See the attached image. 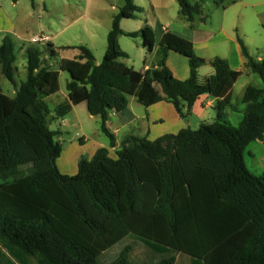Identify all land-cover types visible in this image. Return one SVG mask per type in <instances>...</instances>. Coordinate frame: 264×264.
Masks as SVG:
<instances>
[{"label":"trees","instance_id":"obj_1","mask_svg":"<svg viewBox=\"0 0 264 264\" xmlns=\"http://www.w3.org/2000/svg\"><path fill=\"white\" fill-rule=\"evenodd\" d=\"M123 1L99 64L84 46L74 59L61 60L60 70L69 75L67 99L52 110L45 98L58 93L59 73L44 65L38 49L28 48L26 77L17 85L13 42L1 41V73L14 95L0 92V264H102L101 256L114 247L120 253L106 264H133L125 257L128 241L151 251L155 264H175L179 254L192 264H264V176L250 173L243 160L249 143L264 141V89L245 88L242 119L234 127L221 112L232 108L231 88L242 72L227 60L206 61L190 41L166 31L152 68L138 72L119 62L126 57L121 35L139 37L148 53L155 43L148 25L121 30L122 19L140 12L133 0ZM176 2L181 18L192 24L200 5ZM236 41L244 68L264 84V60L253 58L238 35ZM168 51L187 59V79L172 75ZM206 63L213 74L200 78L197 71ZM128 95L144 107L165 101L182 119L208 95L215 100V119L152 141L128 135L114 157L101 147L90 160L80 158L74 176L61 174L59 132L48 125L85 103L113 147L106 122L110 112L126 109Z\"/></svg>","mask_w":264,"mask_h":264},{"label":"rangeland","instance_id":"obj_2","mask_svg":"<svg viewBox=\"0 0 264 264\" xmlns=\"http://www.w3.org/2000/svg\"><path fill=\"white\" fill-rule=\"evenodd\" d=\"M189 4L200 5V14L194 16L192 37H198L196 30H211L216 32L220 26L232 37L238 35L248 53L257 60H264V0H188ZM135 6L140 8L133 19H122L121 30L138 32L142 27L151 23L159 30L160 25L169 23L174 30L186 24L178 13L176 0H133ZM124 5L123 0H19L12 3L11 0H0V44L3 38L9 37L14 45L16 61L14 63V78L17 85L26 77L25 50L36 48L40 51V59L49 70L59 73L60 91L53 99H46L50 109L61 103L66 94L65 85L69 75L60 70L61 60H72L78 55V46L89 49L94 56V62L102 61L106 48V35L111 27V21L120 8ZM189 30V29H187ZM38 36H46V43H32V39ZM120 49L126 54L125 58L118 61L140 71L144 63L152 60V54L146 52L140 45V38L131 39L125 35L118 38ZM50 51L54 54L51 55ZM222 51V49H221ZM197 55L215 57L219 50L209 49L196 51ZM217 53V54H216ZM232 53L230 54L231 57ZM210 66L205 64L200 67L199 77H206ZM241 75L232 88V108H225L221 113L225 121L236 127L242 119L244 105L241 96L248 85L256 88H264L260 78L246 68H242ZM0 92L8 97H13V85L2 75L0 66ZM131 96L128 95V100ZM131 100V99H130ZM140 111L144 106L131 101ZM215 112V111H214ZM209 110L205 118L206 123L215 119V114ZM212 116V118H211ZM240 118L237 122V118ZM65 118V117H64ZM63 118V119H64ZM68 119L61 126L62 119L50 123L51 130H60L57 140L64 151L78 144V138L84 136L89 139L86 148L97 141L108 142V138L100 132L98 119H91L86 110V105H80L74 113L66 115ZM189 127L196 130L201 123L196 117H187ZM80 128L76 127V123ZM61 126V127H60ZM82 133V134H81ZM78 147L80 145H77ZM72 151V150H71ZM86 155V154H83ZM86 158L87 156H82ZM247 170L256 176H264V142L253 141L249 143L243 155ZM129 246L131 250L126 253V259L133 264H155L154 254L139 243ZM127 242V243H128ZM119 247H114L105 252L100 261L102 264L109 263L118 257ZM186 255H177L176 264H187ZM6 264L4 260H1ZM32 264L35 262L32 260Z\"/></svg>","mask_w":264,"mask_h":264},{"label":"crops","instance_id":"obj_3","mask_svg":"<svg viewBox=\"0 0 264 264\" xmlns=\"http://www.w3.org/2000/svg\"><path fill=\"white\" fill-rule=\"evenodd\" d=\"M147 24L154 32L155 43L153 50L151 52L152 60L144 63L142 69L139 72H143L146 69L152 68L156 64V62L161 58L163 50L159 46V41L163 33L166 31L177 34L190 41L193 45L194 53L196 55H197L196 53L197 50L207 52L209 49H213V50L218 49L219 52L221 53H219L215 57H220L227 60L230 67L233 70L241 71L242 68L244 67V60L240 54V47L236 41V37H232L230 34H228L224 26H220L219 28H217L216 32H212L211 30H207V31L196 30L199 33V36L194 38L192 37L193 35L192 33L195 31L193 30L192 27L193 23L189 24L188 22H186V24H184L180 28L181 31L172 29L169 23H165V25H160L159 30L155 28L156 26L154 27V25H151V23H147ZM122 31L126 33H130V31H126L123 29ZM231 53L232 55L230 57ZM197 56L204 58L206 61H209L212 58H214V57H208V55L198 54ZM165 63L166 66L171 71L172 75L176 79L185 80L188 78L189 76L188 62L187 59L182 55H179L172 51H168L166 55ZM199 71L200 68L197 71L198 76H199ZM212 74H213V69L210 66L206 77H209ZM232 88H231V95H232ZM59 91H60V86H59ZM56 95L57 93L45 98V101L46 99H53ZM66 99H67V92L66 94L63 95L62 101ZM130 99L128 100L126 109H124L119 113L113 111L109 113L108 120L106 122V127L113 134L115 141L114 146L110 147L108 140L107 143H103L102 141H97L94 144H92V146H89V148H86L87 146L85 145H88L89 139H87L84 136H80L78 138V144H77L80 145L79 147L75 144L74 146H72L73 148H70L67 151H64L62 148L60 156L56 159V166L61 174L66 176H74L77 173V166L80 158H82V156H87L85 159L90 160L94 155L95 151L101 147L107 148L109 155L111 157H114L115 152L120 148L122 140L128 135L145 137L148 140L152 141L162 135L175 134L181 129L187 127L190 128L188 125L189 119L180 118L175 112L172 105L165 101L157 102L156 104H153L149 107H145L143 111H140L139 108L135 107L131 103L132 100L133 102H136V99L133 96H131ZM80 105H83V103L73 106L69 114L74 113V111L78 107H80ZM214 106H215V100L212 97L208 95H202L192 106L190 117H196L201 122L206 123L205 118L208 115L207 113L209 110L214 112L215 111ZM90 117L91 119L99 120L98 117H92V116ZM239 120L240 118L238 117L237 122H239ZM67 121L68 119L65 116V118L62 119L61 121V126H64V124H66ZM76 127L81 129L80 124L78 122L76 123ZM98 128H99V123H98ZM57 130L59 132L58 136H60L61 132L59 129ZM139 244L142 245L141 243ZM185 259L187 260V264H192V261L188 257Z\"/></svg>","mask_w":264,"mask_h":264},{"label":"built area","instance_id":"obj_4","mask_svg":"<svg viewBox=\"0 0 264 264\" xmlns=\"http://www.w3.org/2000/svg\"><path fill=\"white\" fill-rule=\"evenodd\" d=\"M48 41H49L48 37H46V36H38V37L33 38L31 42L38 44V43H46Z\"/></svg>","mask_w":264,"mask_h":264},{"label":"water","instance_id":"obj_5","mask_svg":"<svg viewBox=\"0 0 264 264\" xmlns=\"http://www.w3.org/2000/svg\"><path fill=\"white\" fill-rule=\"evenodd\" d=\"M95 65H97L95 62H94Z\"/></svg>","mask_w":264,"mask_h":264}]
</instances>
